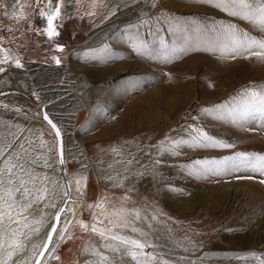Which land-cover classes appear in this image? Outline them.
Wrapping results in <instances>:
<instances>
[{
    "label": "rangeland",
    "instance_id": "1",
    "mask_svg": "<svg viewBox=\"0 0 264 264\" xmlns=\"http://www.w3.org/2000/svg\"><path fill=\"white\" fill-rule=\"evenodd\" d=\"M200 1L205 5L202 7L214 8ZM251 3L255 8L264 0ZM47 4L48 0H25L20 20L0 0V169L9 161L16 163L19 157V163L38 177L27 186L36 195L41 187L49 190L39 205L34 204L41 210L39 215L26 214L27 220L17 217L20 224L7 218L0 221V242L19 229L21 235L16 238L26 245L8 264L33 263L41 248H33L32 243L39 241L42 246L63 200L64 184L69 194L63 215L66 220L61 218L56 241L41 264H98L99 257L93 252L108 257L104 264H135L130 257L105 248L116 242L102 239L92 232L93 227L106 236L111 232L140 240L146 245V255L155 258L147 264H261L263 249L254 243L264 240V205L238 200L224 208L214 186L242 179L264 184L260 183L264 176L241 161L243 156H264V115L245 113L242 120L232 122L247 104L245 90L264 93V71L252 64L254 57L222 59L219 52L205 45L222 39L219 29L230 24L239 33L257 39L264 38V33L252 21L240 16L235 20L218 8L214 13L182 11L173 9L168 0H160L153 15L137 20L146 30L142 36L146 51L123 58L120 49H112L108 41L131 26V20L124 26L117 21L123 11L137 9L140 1L133 2L136 7L122 9L102 0H78L74 5L61 0V14L54 21L59 34L53 39L43 31L47 21L41 13ZM111 25L106 42L94 43L97 33ZM105 46V60H79L72 66L71 56ZM58 47L63 51H57ZM6 54L8 61L2 62ZM111 65L117 67L111 75L86 77L81 71L82 67ZM117 84L129 94L125 109L132 98L138 97L139 102L119 118V110L106 114L99 126L112 130L110 138H91L87 127L90 110L96 106L105 109L104 96ZM146 93L153 97L147 99L151 104L143 99ZM25 102L28 105H22ZM43 108L59 128L63 164L57 155L55 134L42 119ZM194 129L203 131L210 140L194 141ZM181 139L184 144L180 147ZM117 145L140 151L135 164L151 168L130 187L105 185L97 177L94 162L106 159L104 152ZM240 169L244 172L234 173ZM221 170L228 173L224 178L216 177L211 186L206 181L208 175H220ZM13 171L24 175L19 168ZM0 179L7 182L8 173ZM24 179L29 178L24 175ZM76 185L83 189L79 200L72 197ZM237 190L247 193L246 197L254 195L243 186ZM71 204L80 208L70 218ZM121 210L127 227L117 226ZM35 229L40 230L39 235ZM22 234L31 235V240ZM182 237H196L195 246L204 257L186 251ZM247 241L252 244L244 245ZM213 251L250 256L242 262L232 256L208 257Z\"/></svg>",
    "mask_w": 264,
    "mask_h": 264
},
{
    "label": "bare ground",
    "instance_id": "2",
    "mask_svg": "<svg viewBox=\"0 0 264 264\" xmlns=\"http://www.w3.org/2000/svg\"><path fill=\"white\" fill-rule=\"evenodd\" d=\"M4 7L12 13L16 18L21 19V12H20V6L22 2H25V0H2ZM69 3L71 0H66ZM76 2H71L73 5L77 3ZM80 1V0H79ZM97 1V0H96ZM110 6H117L120 8H126L127 6L131 7H136V5H133V2L135 0H102ZM140 1V4L137 6V9L131 8L127 11H123L117 22L120 23L121 26H124V22L128 21H133L131 22V26L128 28H123L118 32L117 34L112 37L108 43L109 47L112 49H116L117 47L120 49L119 51V56L123 58H129V54L131 52L134 53H142L144 50L146 51L147 46L143 45L142 43V36L144 33H146L145 28H142V24H138L137 20L140 18V16H145L147 14L153 15L158 6H160V0H138ZM169 5L175 9V10H184V11H200V10H205L209 12H216V10L212 7H202L205 6L203 3H201L200 0H168ZM36 2V0H34ZM197 2V3H196ZM70 4L69 8H71L73 5ZM135 4V3H134ZM69 5V4H68ZM114 8V7H113ZM219 13V12H218ZM227 13V12H226ZM23 16V14H22ZM128 18H125V17ZM228 16V13H227ZM123 17V18H122ZM122 18V19H121ZM233 19H237V17H234ZM124 20V21H123ZM117 22L115 24H117ZM113 24V25H115ZM120 26V27H121ZM112 25L109 26L108 28L102 29L97 33V37L94 40V43H105L106 42V35L111 33ZM256 28H258L256 26ZM262 32L261 30H259ZM264 33V32H262ZM177 34V33H176ZM185 44H189V41H186ZM95 45L94 47H96ZM99 46V45H98ZM103 46V45H100ZM208 48L210 49L211 46H213L212 43H208L207 45ZM146 47V48H145ZM107 46L105 47H100V48H95L92 51H89L87 54H80V55H73L71 56V63L72 66L78 62L79 60H85V59H93V60H105L104 57L102 56L103 51H106ZM205 49V48H204ZM9 52V51H8ZM7 57H9L6 54ZM13 56V55H12ZM15 59L17 57L13 56ZM11 63V62H10ZM252 64L257 67V69L264 71V62H261L257 60L255 57L253 58ZM75 67V66H73ZM81 71L86 73V77H96L104 74L111 75L113 72L117 71V67L114 65H111L107 68L103 67H82ZM120 86V85H119ZM118 84L117 86L109 89V92L105 94L104 96V103L106 105L105 109L99 110L96 106L94 109L90 110V119L88 121L87 127L89 129V135L91 138L94 139H106L110 138L111 129L107 128H101L99 125L100 123L102 124V121L106 119V114L110 113L111 110H119L120 113L116 118H119L123 115L124 112H127L129 109H131L133 106L138 104V97L132 98V100L128 103L127 108L125 109L123 107L124 102L128 99V92L127 90H123V87H119ZM149 98H153L150 93H146L143 96V99H145L149 104H151V100H147ZM22 105H28L26 102L25 104L23 103ZM180 141H183L182 139ZM180 147L184 143H179ZM105 157L106 159L104 160H99L98 162H94V165L96 166V173L98 179L105 185L108 184H119L121 186H128L135 182L137 180L141 173L146 170H151V168L147 167L145 163H139V166L135 164V162L139 159L140 156V151H135L132 150L131 148H125L121 146H110L105 152ZM244 171L236 170L234 173H242ZM245 172H250L245 171ZM228 173V170H221L219 172L220 175H214V174H209L206 181L211 184V186H214V179L217 177L224 178V176ZM246 187L247 191L252 192L254 195L250 197H246L247 193L242 191V193H239L237 190L239 187ZM215 193H217L219 196H221L224 200V208L229 209L232 205L233 202L238 201L239 203L241 202H249V201H256L262 205H264V184H256L251 180H234V181H225L222 182L218 185L214 186ZM226 189V190H225ZM83 189L81 186H75L72 197H74L76 200H79L81 198V195ZM80 205L79 204H71L68 206V211L70 212V218L76 214L79 211ZM66 212V211H65ZM64 213L62 214L61 218L62 220H66L65 217L63 216ZM61 221V220H60ZM60 224V223H59ZM59 227V226H58ZM58 229V228H57ZM150 232V231H149ZM56 234V233H55ZM152 235V234H151ZM150 238H154V235H152ZM54 239V238H53ZM150 240V239H149ZM56 240L52 241L54 244ZM182 243L184 244V247L186 251H189L191 255L197 257V258H202L204 257L202 255L201 249L199 247L195 246V242L198 241L196 237H182L181 238ZM180 241V242H181ZM262 242V243H261ZM150 243H152V240H150ZM261 243V244H260ZM51 244V246L53 245ZM250 245L249 242L247 241L244 245ZM254 244H258L259 247H261L262 253L261 255L264 256V240H257ZM149 245V244H148ZM50 246V248H51ZM49 248V249H50ZM214 248V247H213ZM48 252V251H47ZM153 254H150L149 256H152ZM208 257L211 256V258L214 257H235L236 260L238 261H244L248 259L247 257L250 256L249 254L247 255H237L235 253L231 252H226V253H216V251H213L212 254L207 255ZM190 257V256H189ZM187 258V257H186ZM142 259H145V257H142ZM131 260V259H130ZM129 261V260H128ZM150 261V260H149ZM148 262V261H147ZM190 264V263H189Z\"/></svg>",
    "mask_w": 264,
    "mask_h": 264
},
{
    "label": "snow or ice",
    "instance_id": "3",
    "mask_svg": "<svg viewBox=\"0 0 264 264\" xmlns=\"http://www.w3.org/2000/svg\"><path fill=\"white\" fill-rule=\"evenodd\" d=\"M60 2L61 0H48L47 10L42 12L41 15L47 21V28L43 31L48 36L49 39H53L59 33L56 31L54 26V21L60 16ZM71 2H76V0H71ZM205 3L213 4L214 7L220 9L221 11L227 12L230 16L237 17L240 16L243 19L252 21L262 32H264V4H261L253 8L251 0H203ZM219 31L222 33V39H220L216 44L210 48V51L219 52L222 59H227L229 56L232 59H236L237 56L243 55L244 58L248 59L255 57L257 60L264 62V38L257 39L248 33H239L234 25L222 26ZM57 51H63L62 48H57ZM8 57L5 56L2 62H7ZM57 64L60 63L59 60L55 61ZM16 66L20 67V62L15 61ZM248 100L243 112L235 114L232 122L236 123L237 120H242L245 113L259 112L261 115H264V93H257L252 91L250 93L245 90ZM205 111H208L205 109ZM44 119L48 121L51 127L56 131V136H60L59 129L57 126L48 119L45 115ZM196 136L193 137V140L203 139L205 141L210 140L203 131L199 129H194ZM179 143H184L180 141ZM21 147H23L21 145ZM2 151V150H0ZM242 163L245 166H251L253 171H259L261 176H264V156L252 158L243 156L241 158ZM63 159L61 158L60 163L63 164ZM35 163V161H33ZM19 168V170L26 176L28 180L24 179V175H17L13 170ZM8 173L7 182L3 179H0V221H3L7 218L10 222L20 224V219L17 217L27 220L26 214H31L33 217L40 214L39 207L34 206L39 205L44 199L45 194L48 193L47 187H41L37 189L40 193L36 195L32 189H30L27 184L32 181L34 182L38 177L34 172L29 171L25 168L24 164L19 163V157L16 158V163L9 161L4 169H0V176H3L4 173ZM15 177V179H14ZM45 180L48 178L45 177ZM43 183V182H42ZM79 183V181H77ZM260 183H264V180H261ZM35 187V184H33ZM19 194V195H17ZM65 196L68 195L67 192L64 193ZM55 207V205H52ZM63 212V207L57 209L55 214V220L57 223L60 222L61 214ZM15 213V215H13ZM119 217V223L117 226L127 227V222L122 215V210L120 214H117ZM136 219H139V214L136 213ZM41 223V221H37ZM27 227V225H24ZM36 235H39V229L33 230ZM57 231L56 227H52L50 232L46 233V236L43 238L44 243L41 246L39 241H34L32 243L33 248H41L39 256L43 257L44 253L48 251V245L51 244L53 239V234ZM131 231L137 232L136 228H132ZM92 232L99 235L102 239H108L110 241L116 242L114 245L106 244L104 247L113 253H120V255H126L130 257L135 264H147L148 260L155 259L154 257L147 256L144 249L146 245L138 239H130L124 235H119L116 233H111L106 236L104 231H97L95 227L92 228ZM21 235L19 229H14L11 232V235L8 239L0 242V264H8L9 260L13 258L14 255L21 252L26 245L16 237ZM25 236V239L31 240V235L22 234ZM93 255L99 257L98 264H104L108 260V257L103 253L93 252ZM145 257V259H141ZM23 264H28V261H23ZM39 264V261H37ZM261 264H264V260L261 261Z\"/></svg>",
    "mask_w": 264,
    "mask_h": 264
},
{
    "label": "water",
    "instance_id": "4",
    "mask_svg": "<svg viewBox=\"0 0 264 264\" xmlns=\"http://www.w3.org/2000/svg\"><path fill=\"white\" fill-rule=\"evenodd\" d=\"M41 114H42V119H43V120H44V121H45V122L51 127V125L48 123V121L44 119V116L46 115V116L48 117V119L51 120L52 122H53V120L49 117L48 113L45 111L44 108L42 109ZM53 123L55 124V122H53ZM55 125L57 126V124H55ZM51 129L53 130V132H54V134H55V137H56V149H57V155H58L59 162H60V160H61V156H62V137H61V134H60L59 137H57V136H56V131H55L52 127H51ZM57 129H59L58 126H57ZM59 132H60V131H59ZM60 164H61V163H60ZM64 187H65V192L68 193V189H67V187H66V184H64ZM68 199H69V194H68L67 196L64 195L63 200L61 201V203H60L59 206H58V208L63 207V212H62V214L65 213V211H66V205H67V203H68ZM58 208H57V209H58ZM56 212H57V210H56V211L54 212V214H53V221H52V223H51V225H50V228H49L48 232H50V230H51L52 227H56V229H57L58 226H59V223H60V222L57 223L56 220H55V214H56ZM62 214H61V216H62ZM60 220H61V219H60ZM48 232H47V233H48ZM54 236H55V234H53V238H54ZM52 241H53V239H52ZM44 242H45V241H44ZM44 242H43V243H44ZM51 244H52V242H51ZM51 244L48 245V250H49ZM42 245H43V244H42ZM41 250H42V247H41V249L39 250V252H40ZM39 252H38V254L36 255V257H35V259H34V261H33L32 264H37V261H39V264H41V262L43 261L45 255H46V253H47V251H46V252L44 253L43 257H40V256H39Z\"/></svg>",
    "mask_w": 264,
    "mask_h": 264
}]
</instances>
